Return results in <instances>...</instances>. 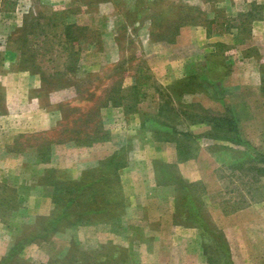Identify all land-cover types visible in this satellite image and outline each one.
Wrapping results in <instances>:
<instances>
[{
  "label": "rangeland",
  "instance_id": "obj_1",
  "mask_svg": "<svg viewBox=\"0 0 264 264\" xmlns=\"http://www.w3.org/2000/svg\"><path fill=\"white\" fill-rule=\"evenodd\" d=\"M230 226L264 264V0H0V260L230 264Z\"/></svg>",
  "mask_w": 264,
  "mask_h": 264
},
{
  "label": "trees",
  "instance_id": "obj_2",
  "mask_svg": "<svg viewBox=\"0 0 264 264\" xmlns=\"http://www.w3.org/2000/svg\"><path fill=\"white\" fill-rule=\"evenodd\" d=\"M142 61H143L142 59L139 60V63L137 64V67L139 69V71H138L139 72V78H140V74L143 75L146 71L149 72V68L144 67V64ZM143 78H147V77L144 76ZM144 80H147V79H144ZM133 88H135L136 91L133 92L132 98H130L131 101H128V102H132V104L134 103V105H135L136 103H139L146 94L144 92H140L137 86H134ZM118 98H120V97H118ZM118 98H114V100H117ZM111 102H113V101H111ZM113 103L114 104H122V102H120L119 100H117ZM26 244H27V242L25 243V238L17 240L16 243L10 247L7 254L2 257V259L0 260V264H25V262L20 258V253L22 252V250L24 249ZM222 247H223V252L226 255H228L229 263L233 264V261L231 259L230 247H229L228 242H227L224 235H223ZM53 263H54V261H49L48 263H43V264H53Z\"/></svg>",
  "mask_w": 264,
  "mask_h": 264
},
{
  "label": "crops",
  "instance_id": "obj_3",
  "mask_svg": "<svg viewBox=\"0 0 264 264\" xmlns=\"http://www.w3.org/2000/svg\"><path fill=\"white\" fill-rule=\"evenodd\" d=\"M184 28V29H183ZM182 28V30L180 31V34L178 35V37H177V39H176V45H178V46H180L181 44H182V40L184 39V37L185 36H187V34H188V30H186L187 28H185V26ZM184 34V35H183ZM186 34V35H185ZM172 46H173V48H175V47H177V46H175V43L174 44H172ZM160 76H162V73H161V75ZM159 79H160V77H159ZM161 80V79H160ZM46 128H48V127H46ZM45 128V129H46ZM160 156V155H159ZM160 158H162V157H160ZM174 159V158H173ZM165 160H170L169 158L167 159V158H165ZM186 164V163H185ZM180 165V164H179ZM195 178H197V177H192V178H189L190 180L189 181H192L193 179H195ZM199 178H201V177H199ZM128 196V195H127ZM34 197H31L30 199H33ZM132 198V197H131ZM49 197L47 198H45L44 200L45 201H48V204L49 203H51V201H49ZM46 204H47V202H46ZM239 210V209H238ZM234 211H237V210H232L231 212H234ZM223 214H224V212L223 211H221ZM230 213V212H229ZM237 214V213H236ZM235 215V214H234ZM228 225H233V224H228ZM232 226H230V227H225V235H226V238H227V241H228V245H229V247H230V250H231V256H232V261H233V264H240V260H239V258H237L236 257V255H237V252H236V247H235V245H234V241H233V238H234V236H232L231 235V232H232ZM233 237V238H232Z\"/></svg>",
  "mask_w": 264,
  "mask_h": 264
}]
</instances>
